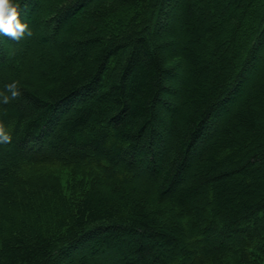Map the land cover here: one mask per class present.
<instances>
[{
  "label": "trees",
  "instance_id": "1",
  "mask_svg": "<svg viewBox=\"0 0 264 264\" xmlns=\"http://www.w3.org/2000/svg\"><path fill=\"white\" fill-rule=\"evenodd\" d=\"M13 2L0 264H264V0Z\"/></svg>",
  "mask_w": 264,
  "mask_h": 264
},
{
  "label": "clouds",
  "instance_id": "2",
  "mask_svg": "<svg viewBox=\"0 0 264 264\" xmlns=\"http://www.w3.org/2000/svg\"><path fill=\"white\" fill-rule=\"evenodd\" d=\"M18 8L19 5L14 4L13 0H0V34L17 42L24 38L25 35L29 37L32 35L28 25L20 21ZM5 88L10 93V96L0 93V98H2L0 103L8 104L11 100L18 99L21 96L15 82L6 85ZM11 139L12 137L5 125L0 122V144H9Z\"/></svg>",
  "mask_w": 264,
  "mask_h": 264
},
{
  "label": "rangeland",
  "instance_id": "3",
  "mask_svg": "<svg viewBox=\"0 0 264 264\" xmlns=\"http://www.w3.org/2000/svg\"><path fill=\"white\" fill-rule=\"evenodd\" d=\"M209 21H210V19H209ZM57 38H58V40L60 42L61 41L64 42V38H63L62 34H59ZM27 39L29 40V43L31 41H33L34 42V46L37 43H43V44L46 43L47 45L46 44L45 45L48 47V52H50V54H54L53 52L55 51V49L53 50L51 48L52 46H50L51 43H52V41H51L52 37L47 35L45 29H41V31L38 34L36 33L34 36L32 35V37L31 36L29 37V36L25 35V37L21 39V42L25 41ZM26 44H28V43L24 42V44H22V45L26 46L25 47V49L27 48L26 51H30L29 48H31L30 47L31 45L27 47ZM67 44H68L69 47H72V42H67ZM0 46L2 47V49H5V51H6V60H5V63L2 66H4V65L7 66L10 63V61H12V59L14 58V56L16 54H18L20 56H24V54L26 53L25 51H23V48H21V46L19 44H17V45L11 44V43L9 44L6 40H1L0 41ZM36 47H38V46L36 45ZM262 52L264 53V50H262ZM11 57H13V58H11ZM1 68L3 70H5V67H1ZM180 74L182 75L183 73L181 72ZM138 183H139L138 185H140V187H144V185H146V182H144V179H142V178L140 180H138ZM59 262H60V258H58L55 261V264H59Z\"/></svg>",
  "mask_w": 264,
  "mask_h": 264
}]
</instances>
